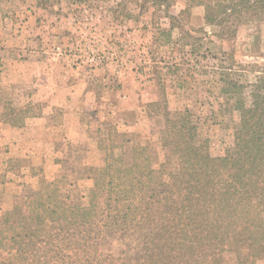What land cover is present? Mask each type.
Returning <instances> with one entry per match:
<instances>
[{
  "label": "rangeland",
  "instance_id": "rangeland-1",
  "mask_svg": "<svg viewBox=\"0 0 264 264\" xmlns=\"http://www.w3.org/2000/svg\"><path fill=\"white\" fill-rule=\"evenodd\" d=\"M143 3L0 0V121L23 109L13 106H22L27 93L36 94L30 115L53 97L57 105L52 120L39 123L37 142L17 149L14 164L24 173L6 187L0 217L12 209L13 195L48 183L68 197L67 206L87 204L95 190L90 168L107 154L98 147L103 138L130 140L147 148L161 174L177 172V157L161 142L165 116L154 107L163 97L171 119L189 112L214 156L234 146L240 97L229 84L253 82L264 70V22L240 26L230 58L228 45L205 25L203 8L187 11V0H176L168 14L153 17ZM18 70L28 77H17ZM62 104L84 110L81 128L65 120ZM131 239L111 237L105 253L119 256ZM244 254L227 253L224 264Z\"/></svg>",
  "mask_w": 264,
  "mask_h": 264
},
{
  "label": "trees",
  "instance_id": "trees-1",
  "mask_svg": "<svg viewBox=\"0 0 264 264\" xmlns=\"http://www.w3.org/2000/svg\"><path fill=\"white\" fill-rule=\"evenodd\" d=\"M175 1L144 0L141 9L156 17ZM196 7L230 58L240 26L264 22V0H187V11ZM229 86L240 97L239 122L225 155L210 152L188 111L171 119L163 97L154 107L165 116L161 142L177 157V172L161 174L147 148L130 140L103 138L98 147L107 154L102 166L90 168L95 190L87 204L67 206L68 197L52 183L14 196L0 217V264H224L225 254L243 252L237 264H258L264 257V70L253 82ZM30 110H12L8 121L23 126L27 117L42 115ZM117 235L132 239L119 256L107 255L105 246Z\"/></svg>",
  "mask_w": 264,
  "mask_h": 264
},
{
  "label": "crops",
  "instance_id": "crops-1",
  "mask_svg": "<svg viewBox=\"0 0 264 264\" xmlns=\"http://www.w3.org/2000/svg\"><path fill=\"white\" fill-rule=\"evenodd\" d=\"M20 71L18 70L19 77L27 78V75L22 76L20 74ZM24 95V94H23ZM24 98V97H23ZM36 98L35 93H27L25 95L26 102L22 106H13L15 108H23V109H31L32 105H34L33 102ZM88 98V97H87ZM53 101H46L45 106H41V113L42 115L37 116H31L27 117L24 121L23 126H16L12 125L8 120L3 119L0 121V202L4 201L5 198H8V191L7 186L13 184L10 181L11 178H20L22 174L24 173L23 167L16 166L14 163L17 162L16 160V154L18 153L17 149H23L24 145L28 143H32L36 141V138L39 136L38 133V125L41 123V121H51L54 112L56 111L55 107L57 105L55 104V98L53 97ZM60 107H63L65 109V120L67 122H73L74 127L81 128L82 121H83V115L85 112L84 110H79L76 108H71L70 106L60 105ZM71 108V109H70ZM101 113V111H100ZM99 113V114H100ZM103 131V126H101ZM36 137V138H35ZM17 189V188H16ZM16 193H18V190H16ZM14 198V195H13ZM11 201L10 198L7 199V204H4L5 207H11Z\"/></svg>",
  "mask_w": 264,
  "mask_h": 264
}]
</instances>
